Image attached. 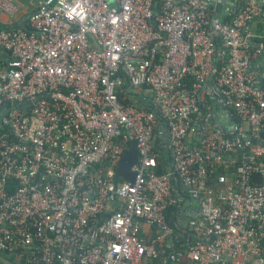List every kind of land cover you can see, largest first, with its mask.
Wrapping results in <instances>:
<instances>
[{
    "label": "built area",
    "instance_id": "obj_1",
    "mask_svg": "<svg viewBox=\"0 0 264 264\" xmlns=\"http://www.w3.org/2000/svg\"><path fill=\"white\" fill-rule=\"evenodd\" d=\"M211 7L36 0L26 26L0 30V253L19 264H264V66L250 67L264 0L228 20ZM17 9L0 0V12ZM141 87L163 126L120 101L117 90ZM155 132L170 150L161 172ZM131 139L134 179L114 184Z\"/></svg>",
    "mask_w": 264,
    "mask_h": 264
},
{
    "label": "crops",
    "instance_id": "obj_2",
    "mask_svg": "<svg viewBox=\"0 0 264 264\" xmlns=\"http://www.w3.org/2000/svg\"><path fill=\"white\" fill-rule=\"evenodd\" d=\"M17 5V12L14 15H8L0 12V30L11 29L16 26H26L29 14L34 10L35 0H13ZM245 0H212L211 11L216 13L223 20H228L243 4ZM263 25L259 33H264V16L252 23V27L258 31L260 25ZM257 28V29H256ZM258 41H264L258 38ZM254 45V44H253ZM253 49H255L253 47ZM8 52L0 49V60H5ZM264 66V48L260 53L254 55L250 60L252 69L262 70ZM23 108V107H22ZM2 127V126H1ZM0 264H19L12 256L0 253Z\"/></svg>",
    "mask_w": 264,
    "mask_h": 264
},
{
    "label": "trees",
    "instance_id": "obj_3",
    "mask_svg": "<svg viewBox=\"0 0 264 264\" xmlns=\"http://www.w3.org/2000/svg\"><path fill=\"white\" fill-rule=\"evenodd\" d=\"M263 25H260V28L257 29L258 31H261ZM216 41H219L216 39ZM144 87H141L139 90H129L128 92H120L117 90L119 99L121 102L124 104H131L136 107H145L149 110H152L155 114L156 120L159 124L163 126V121L162 118L154 106V104L151 101V98L148 95L143 94ZM3 127H0V130H3ZM157 131V130H156ZM153 149L158 152V168L157 171L161 172L163 171L165 167V163L167 162L169 156H170V150L167 147V145L164 143L163 140H161L158 136L157 133L155 132V140H154V147ZM169 220H171L169 218Z\"/></svg>",
    "mask_w": 264,
    "mask_h": 264
},
{
    "label": "water",
    "instance_id": "obj_4",
    "mask_svg": "<svg viewBox=\"0 0 264 264\" xmlns=\"http://www.w3.org/2000/svg\"><path fill=\"white\" fill-rule=\"evenodd\" d=\"M29 101H22L20 103H15L19 107H24ZM5 109L0 112V119L4 114ZM235 120L231 119L230 124L234 123ZM1 127V120H0ZM137 161V150H136V140L131 139L129 142L128 149L124 152V154L120 157L118 164L116 166L115 174L113 176L114 184L117 183L118 178L126 179L129 181H133L135 176V171L131 169L132 165ZM257 175L254 176V178ZM107 217V214L104 215Z\"/></svg>",
    "mask_w": 264,
    "mask_h": 264
},
{
    "label": "rangeland",
    "instance_id": "obj_5",
    "mask_svg": "<svg viewBox=\"0 0 264 264\" xmlns=\"http://www.w3.org/2000/svg\"><path fill=\"white\" fill-rule=\"evenodd\" d=\"M36 1V0H35Z\"/></svg>",
    "mask_w": 264,
    "mask_h": 264
}]
</instances>
